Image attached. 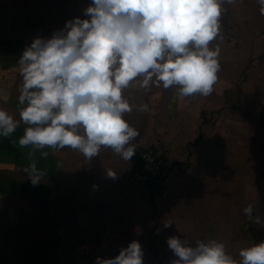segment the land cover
Returning a JSON list of instances; mask_svg holds the SVG:
<instances>
[{
    "label": "crops",
    "instance_id": "crops-1",
    "mask_svg": "<svg viewBox=\"0 0 264 264\" xmlns=\"http://www.w3.org/2000/svg\"><path fill=\"white\" fill-rule=\"evenodd\" d=\"M91 0H0V107L19 120L18 59L36 37H51ZM221 71L211 95L181 100L175 88L129 89L125 119L139 131L126 162L110 149L87 160L70 148L32 157L45 172L33 186L24 168L23 123L0 136V264H96L139 241L143 264H170L167 238H215L238 256L264 240V16L256 0L224 5ZM157 146L173 160L167 195L133 178L136 154ZM117 178L106 176V170ZM94 185L96 187H94ZM164 222L172 226L163 227Z\"/></svg>",
    "mask_w": 264,
    "mask_h": 264
},
{
    "label": "clouds",
    "instance_id": "clouds-1",
    "mask_svg": "<svg viewBox=\"0 0 264 264\" xmlns=\"http://www.w3.org/2000/svg\"><path fill=\"white\" fill-rule=\"evenodd\" d=\"M242 3L243 0H240ZM264 16V0H256ZM237 0H91L51 37H36L18 59L22 83L18 87L19 120L0 107V136L13 135L21 123V148H29L24 172L33 186L45 172L32 159L39 152L70 148L87 160L111 150L128 162L136 153L139 131L125 119L147 104L130 102L129 89L147 93L153 87L175 88L178 98L207 97L221 71L218 44L224 5ZM106 176L117 173L106 170ZM94 187H96L94 185ZM243 213L256 224L249 203ZM164 222L163 227H171ZM170 264H264V240L233 256L215 238L194 244L180 236L167 238ZM144 251L132 241L114 258L97 257L96 264H143Z\"/></svg>",
    "mask_w": 264,
    "mask_h": 264
},
{
    "label": "built area",
    "instance_id": "built-area-1",
    "mask_svg": "<svg viewBox=\"0 0 264 264\" xmlns=\"http://www.w3.org/2000/svg\"><path fill=\"white\" fill-rule=\"evenodd\" d=\"M135 162L133 178L158 188L160 194L166 196V184L173 165L172 158L163 154L157 146H147L137 152Z\"/></svg>",
    "mask_w": 264,
    "mask_h": 264
}]
</instances>
